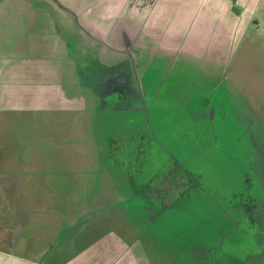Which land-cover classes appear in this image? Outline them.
I'll return each mask as SVG.
<instances>
[{
	"label": "rangeland",
	"instance_id": "1",
	"mask_svg": "<svg viewBox=\"0 0 264 264\" xmlns=\"http://www.w3.org/2000/svg\"><path fill=\"white\" fill-rule=\"evenodd\" d=\"M59 9L49 3L42 10L52 20L43 23L49 36L43 55L35 56L57 61L48 79L56 81L60 72L63 85L70 92L79 88L84 101L75 112L65 107L68 125L45 111L37 94L32 110H22L24 102L0 115V170L12 177H0L1 216L18 221L20 213L13 212L25 206V186L53 194L48 202L56 211L44 218L54 226L41 245L60 253L53 264L103 236L108 220L120 218L124 208L129 220L137 211L144 217L146 239L155 235L162 247L182 253L187 260L178 264H264V31L248 32L210 104L200 98L163 122L148 113L130 56L103 53ZM15 10L18 17L38 12ZM12 56V65L19 63ZM8 76L9 70L2 79ZM121 86L122 97L116 93ZM189 112L196 117L182 118ZM3 157L11 167L2 166ZM38 242L32 236L29 248L43 252Z\"/></svg>",
	"mask_w": 264,
	"mask_h": 264
},
{
	"label": "crops",
	"instance_id": "2",
	"mask_svg": "<svg viewBox=\"0 0 264 264\" xmlns=\"http://www.w3.org/2000/svg\"><path fill=\"white\" fill-rule=\"evenodd\" d=\"M39 1L0 0V57L4 56L0 58L3 64L0 63V90H6L0 97L6 102L0 104V115L16 110L24 102L22 110H32L33 95L37 94L36 98L42 97L44 105L47 104L44 110L61 115L63 124L68 125L63 116L67 113L65 107L69 105L75 112L76 106L84 101L79 88L78 92L75 89L70 92L63 85L60 72L56 81L48 79L51 74L48 69L53 71L51 65L57 61L50 63L49 59L35 56L43 55V43L49 36L43 23L49 24L52 19L42 14L49 3L57 5L66 22L72 27L76 23L79 35L88 36L93 44L101 46L103 53L110 57L114 53L122 58L130 56L143 86L145 102H150L148 113L161 121L185 112L200 98L210 104L212 96L224 88L225 75L248 32L252 27L264 31V0H42L41 4ZM17 7L38 12L36 16L18 17ZM57 49L60 54L66 53V47ZM12 55L17 56L21 65H12L15 62ZM62 69L57 68L56 72ZM8 70L12 78L3 80L2 75ZM36 72L40 78L35 76ZM116 91L121 97L126 93L122 86ZM197 112L183 113L182 118L196 117ZM215 117L213 109L212 121ZM204 120L205 126L209 118L205 116ZM1 160L2 166L11 167L10 158ZM10 172L0 170V177L10 181L12 177H4ZM88 180L91 182V177ZM23 191L25 195L20 197L24 198L25 206L13 212L21 214L18 221L15 219L14 223L13 215L4 219L0 214V264H53L60 253L53 251L52 255L49 249L41 248L54 226L48 217L44 218L49 211L52 214L56 211L48 202L53 194L28 186ZM110 193H105V198ZM137 197L134 190L133 198ZM120 213V218L108 220L111 226L103 236L69 259L62 256L59 264H178L187 260L182 253L162 247L164 244L155 235L146 239V224L139 211L133 220L127 218L129 212L125 208ZM32 236L38 237L43 252L29 248Z\"/></svg>",
	"mask_w": 264,
	"mask_h": 264
}]
</instances>
